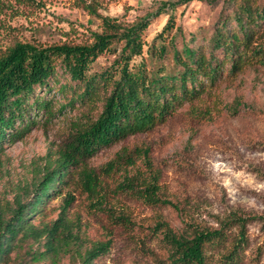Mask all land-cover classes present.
Masks as SVG:
<instances>
[{
	"label": "rangeland",
	"instance_id": "374dc122",
	"mask_svg": "<svg viewBox=\"0 0 264 264\" xmlns=\"http://www.w3.org/2000/svg\"><path fill=\"white\" fill-rule=\"evenodd\" d=\"M37 1L0 0V50L15 41L40 45L85 42L90 40V30H99V19L74 0ZM98 1L99 12L131 22L155 11L160 2L166 0ZM258 2L264 4V0ZM223 11L221 4L213 6L194 0L152 18L143 33L142 55L135 56L131 65L143 61L146 70L162 68L165 73H174L180 68L174 60V48L181 50L188 46L208 54L222 17L231 18L228 27L236 31L231 10ZM170 16L173 26L163 37H157ZM219 30L224 32V29ZM260 34L264 45V22L257 27L255 37ZM161 46L166 48L164 53L159 52ZM120 47L115 43L112 48L116 51L100 55L88 72L109 68ZM215 54L219 60L223 58L220 49ZM72 85L58 66L56 77L49 85L51 90L45 91L44 87L35 91L36 96L45 97L51 103L54 114L47 116L44 111L37 112L32 105L27 107L24 120L15 122V126L26 125L27 129L21 139L5 141L0 150V204L12 201L16 194L30 188L41 176L45 160L58 157L77 121L84 120L86 115L95 118L101 110V100L93 104L80 101L72 104ZM32 100L28 99V104ZM199 101L208 106L209 113L190 114V102H186L164 122L101 148L88 160V165L101 173L123 147L134 157L133 165L124 163L112 173L102 172L100 176L110 205L127 215L132 225L116 223L104 210L92 208L75 174L42 204L40 212L32 215L30 222L41 226L55 219L64 198L71 193L74 200L69 212L81 222L80 234L84 241L81 250L96 241L110 240L107 252L91 264H172L166 246L153 232L157 221H167L175 228H183V222L187 221L202 227H218L231 214L264 215V67L245 66L232 74L230 62L226 60L216 83L205 88ZM144 147L149 148L150 166L141 153L135 151ZM148 167L158 176L161 196L179 203L185 216L168 205L147 204L132 193L115 192L125 171L128 174L136 169L145 172ZM263 222L259 219L248 222L247 241L238 249L236 264H264ZM238 230V226H229L225 243L206 247L207 264H225V255L238 238ZM36 248V241L26 239L10 253L11 264H52L49 258L30 261L25 251ZM56 264L81 263L66 254Z\"/></svg>",
	"mask_w": 264,
	"mask_h": 264
},
{
	"label": "trees",
	"instance_id": "16d2710c",
	"mask_svg": "<svg viewBox=\"0 0 264 264\" xmlns=\"http://www.w3.org/2000/svg\"><path fill=\"white\" fill-rule=\"evenodd\" d=\"M191 1L194 0L161 1L155 11L125 22L99 12L101 4L98 0H74L100 21L99 30H90V40L49 45L15 41L0 50V150L5 141L21 139L26 132V125L15 126V122L24 120L27 107L33 105L37 112L44 111L47 116L54 114L51 103L45 97L36 96L35 91L44 87L45 91L51 90L49 85L56 77L58 66L73 83L72 104L102 101L95 118L86 115L72 127L58 157L45 160L41 176L30 184V188L16 194L12 201L0 204V264H11L10 253L29 238L38 243V248L25 251L30 261L49 258L56 264L58 259L69 254L81 264H91L107 252L110 240L96 241L81 250L84 245L81 222L69 212L74 200L71 193L64 198L57 217L50 222L36 226L30 222V217L40 212L42 204L56 195L75 174L92 208L104 210L116 223L132 225L127 215L110 205L100 176L102 172L112 173L124 163L133 165L134 157L123 147L101 173L88 165L90 157L101 148L164 122L186 102H190V114L209 113L208 106L201 105L199 98L207 86L216 83L226 60L230 62L232 74L245 66L258 64L264 67L262 34L255 37L257 27L264 22V4H259L258 0H196L213 6L221 4L223 12L230 9L236 31L228 27L231 18L224 16L216 26L208 54L188 46L181 50L174 48V60L180 66L174 73H165L162 68L146 70L143 61L131 65L135 56L142 55L143 33L151 19ZM172 26L173 17L170 16L157 37H163ZM115 43L121 47L110 67L90 74L91 63L104 53L116 51L112 48ZM218 49L223 53L221 60L215 54ZM165 51V46H161L159 52ZM30 98L33 100L28 104ZM239 105L237 103V107ZM135 151L141 153L148 166L151 165L149 148H136ZM157 181V174L149 167L145 172L136 169L128 174L125 171L115 192L132 193L147 204L168 205L180 216H185L179 203L161 196ZM251 219L264 221V215L231 214L218 227H202L187 221L183 222V228H175L167 221L159 220L154 224L153 232L166 246L172 264H207L206 247L225 243L228 239L226 229L238 226V238L225 255V264H236L238 249L247 241L246 226Z\"/></svg>",
	"mask_w": 264,
	"mask_h": 264
}]
</instances>
